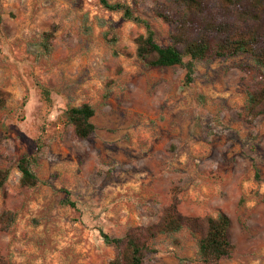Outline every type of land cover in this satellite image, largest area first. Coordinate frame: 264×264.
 I'll use <instances>...</instances> for the list:
<instances>
[{"label":"rangeland","instance_id":"374dc122","mask_svg":"<svg viewBox=\"0 0 264 264\" xmlns=\"http://www.w3.org/2000/svg\"><path fill=\"white\" fill-rule=\"evenodd\" d=\"M110 1L171 43L175 26L156 13L169 0ZM146 31L100 0H0V168L9 170L0 264H110L117 249L103 233L156 223L175 198L184 215L230 216L235 250L219 264H264V114L249 103L256 63L197 60L187 81L184 65L138 57ZM84 103L95 130L79 139L67 111ZM22 157L35 186L21 184ZM149 247L145 264H202L187 227Z\"/></svg>","mask_w":264,"mask_h":264},{"label":"trees","instance_id":"16d2710c","mask_svg":"<svg viewBox=\"0 0 264 264\" xmlns=\"http://www.w3.org/2000/svg\"><path fill=\"white\" fill-rule=\"evenodd\" d=\"M100 2L106 9L122 12L125 18L146 27V34L137 39V55L149 67L184 65L187 81H191L197 60L239 55L252 58L261 79L260 86L250 93L249 103L258 114H264V0H169L168 4H161L156 9L157 15L175 26L167 46L157 42L150 21L136 14L127 3ZM0 106H3L1 99ZM94 114L95 109L89 103L68 109V119L77 138L88 139L93 134L95 124L91 119ZM18 167L22 185L38 184L39 179L31 170L27 157L19 160ZM8 177L9 170L0 168V188L4 187ZM176 200L164 209L156 223L132 228L122 237L103 233L105 241L117 249L110 264H145V254L152 239L184 227L189 228L197 239L202 264H219L230 257L235 250L230 216L224 211L217 216L184 215ZM64 203L76 205L70 198Z\"/></svg>","mask_w":264,"mask_h":264}]
</instances>
